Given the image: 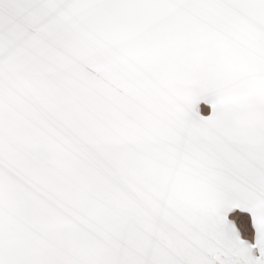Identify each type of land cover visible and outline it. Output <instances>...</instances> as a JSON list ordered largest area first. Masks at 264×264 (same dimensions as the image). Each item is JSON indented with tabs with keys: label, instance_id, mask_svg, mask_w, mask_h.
Returning <instances> with one entry per match:
<instances>
[{
	"label": "snow or ice",
	"instance_id": "6c2138e0",
	"mask_svg": "<svg viewBox=\"0 0 264 264\" xmlns=\"http://www.w3.org/2000/svg\"><path fill=\"white\" fill-rule=\"evenodd\" d=\"M0 264H264V0H0Z\"/></svg>",
	"mask_w": 264,
	"mask_h": 264
},
{
	"label": "bare ground",
	"instance_id": "6f19581e",
	"mask_svg": "<svg viewBox=\"0 0 264 264\" xmlns=\"http://www.w3.org/2000/svg\"><path fill=\"white\" fill-rule=\"evenodd\" d=\"M234 220H236L234 217H233ZM245 220H247V217H244Z\"/></svg>",
	"mask_w": 264,
	"mask_h": 264
},
{
	"label": "rangeland",
	"instance_id": "374dc122",
	"mask_svg": "<svg viewBox=\"0 0 264 264\" xmlns=\"http://www.w3.org/2000/svg\"><path fill=\"white\" fill-rule=\"evenodd\" d=\"M235 219H238V217H234Z\"/></svg>",
	"mask_w": 264,
	"mask_h": 264
}]
</instances>
